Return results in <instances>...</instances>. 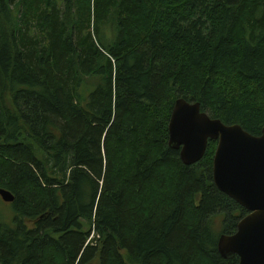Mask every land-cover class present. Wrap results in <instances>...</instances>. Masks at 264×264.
<instances>
[{
  "label": "trees",
  "instance_id": "16d2710c",
  "mask_svg": "<svg viewBox=\"0 0 264 264\" xmlns=\"http://www.w3.org/2000/svg\"><path fill=\"white\" fill-rule=\"evenodd\" d=\"M180 98L261 135L264 0H0V264H238L216 142L168 146Z\"/></svg>",
  "mask_w": 264,
  "mask_h": 264
},
{
  "label": "water",
  "instance_id": "95a60500",
  "mask_svg": "<svg viewBox=\"0 0 264 264\" xmlns=\"http://www.w3.org/2000/svg\"><path fill=\"white\" fill-rule=\"evenodd\" d=\"M209 141L216 142L212 161L215 188L248 212L236 232L220 235L219 256L238 264H264V128L258 137L238 125H224L201 111L199 103L177 99L168 123V146L179 151L184 166L199 163ZM4 203L14 197L0 189Z\"/></svg>",
  "mask_w": 264,
  "mask_h": 264
},
{
  "label": "rangeland",
  "instance_id": "374dc122",
  "mask_svg": "<svg viewBox=\"0 0 264 264\" xmlns=\"http://www.w3.org/2000/svg\"><path fill=\"white\" fill-rule=\"evenodd\" d=\"M95 85H96L95 79L91 78V79L85 80L84 85L80 90L84 99H86L88 94H90L94 90L93 88ZM14 216H15V213L12 209V205L10 203L9 204L4 203L0 198V222L3 224L10 225L14 219Z\"/></svg>",
  "mask_w": 264,
  "mask_h": 264
},
{
  "label": "flooded vegetation",
  "instance_id": "af4514ba",
  "mask_svg": "<svg viewBox=\"0 0 264 264\" xmlns=\"http://www.w3.org/2000/svg\"><path fill=\"white\" fill-rule=\"evenodd\" d=\"M246 212H247V211H246ZM247 215H248V212H247ZM247 215H246V216H247ZM246 216H244V217H246ZM244 217H243V218H244Z\"/></svg>",
  "mask_w": 264,
  "mask_h": 264
}]
</instances>
